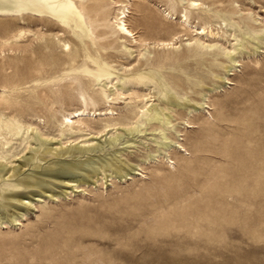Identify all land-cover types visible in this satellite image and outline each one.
I'll return each mask as SVG.
<instances>
[{"label":"rangeland","instance_id":"374dc122","mask_svg":"<svg viewBox=\"0 0 264 264\" xmlns=\"http://www.w3.org/2000/svg\"><path fill=\"white\" fill-rule=\"evenodd\" d=\"M75 1L0 11V264H264V0Z\"/></svg>","mask_w":264,"mask_h":264},{"label":"bare ground","instance_id":"6f19581e","mask_svg":"<svg viewBox=\"0 0 264 264\" xmlns=\"http://www.w3.org/2000/svg\"><path fill=\"white\" fill-rule=\"evenodd\" d=\"M190 5L191 6H195V7H199L202 4L198 3L197 1L191 0L190 1ZM190 6V7H191ZM26 10V9H30L32 11H35L36 13L40 14V13H47L51 16H53L54 18H56L57 20H59L60 22H62L63 24H69L70 21H74L77 27L82 28L85 25V19L84 16L82 14V11L79 7V5H77L75 0H0V11H10L13 10L15 12H21V10ZM125 11L122 10L117 14V29L119 31V33H122L126 36H134L135 33L129 28V26L127 25L128 23H126L125 17L126 15L124 14ZM186 16V15H185ZM186 21H188V16H186ZM159 44L161 45H165V46H173V42L169 41H161L159 42ZM237 45V44H236ZM235 61V60H234ZM84 74H87L90 72V70L86 67V69L82 70ZM98 78V77H97ZM140 78H143V76H140ZM99 83L102 84V79L100 80V78H98ZM111 82V81H110ZM124 82L123 81H117L116 84H112L111 86L108 85V82H104L102 85L106 86L110 91L116 90L117 87H121L122 84ZM121 89V88H120ZM81 99L83 102L88 103V101H91V96H81ZM97 99L102 100V98L100 96L97 97ZM174 101V99H173ZM175 103V101H174ZM150 110V109H149ZM165 110V109H164ZM145 111V110H144ZM157 111V110H156ZM165 112V111H164ZM85 113V112H84ZM106 114L110 113V112H105ZM159 114L155 112V114H152V116H147V120H149L150 122H152V120H159V121H164L166 122V124L170 123V120L167 119V117H163L162 119L159 118ZM83 115L82 111L77 110V115L75 114L74 116H80ZM101 115V113H100ZM144 115H146V113H144ZM65 119L67 120V126L70 127L71 130L74 129V122L71 120V117L66 116ZM18 121V120H16ZM14 121L11 119H2L0 117V130H9L10 132H14L15 131V125L13 123ZM146 122V121H145ZM73 124V125H71ZM117 125V124H115ZM145 125L143 122H136V125L133 127H128L126 128L129 133H132L133 131H142V129H140V126ZM107 126H111V124H107ZM106 126V127H107ZM20 130V129H19ZM37 131V130H36ZM158 131V130H157ZM40 133V132H39ZM1 134V132H0ZM100 134V133H99ZM119 138L118 137H113L110 141V143H113L115 141H117ZM4 143H9V140L6 139V141ZM3 143V144H4ZM89 145V144H88ZM94 145V144H93ZM98 145V144H97ZM96 145V146H97ZM101 145V144H100ZM83 146V145H82ZM99 146V145H98ZM70 147V146H69ZM73 147V146H72ZM91 147V145H90ZM93 147V146H92ZM88 148V147H87ZM52 149V148H51ZM65 149V148H64ZM68 149V148H67ZM70 149V148H69ZM73 150H71V152H81L83 149L80 147H74L72 148ZM44 151V150H43ZM89 151V150H88ZM84 154V153H83ZM57 156V155H56ZM75 159V158H74ZM63 160V159H62ZM94 161V160H93ZM53 162V161H52ZM62 162V161H61ZM96 162V161H95ZM106 162V161H105ZM59 163V161H58ZM113 163V162H112ZM117 163V162H116ZM115 163V164H116ZM96 164V163H95ZM3 165V164H2ZM56 165V164H55ZM90 165V160H81V161H63L61 163L62 170L63 171H67L70 174V171L75 172L76 170L79 169H83L85 166H89ZM106 165V164H105ZM108 165V164H107ZM114 165V164H113ZM40 166V165H38ZM57 166V165H56ZM55 166V167H56ZM59 166V165H58ZM2 167V166H1ZM50 167V166H49ZM48 167V168H49ZM99 170V169H98ZM91 171V170H90ZM37 172V171H36ZM41 173V172H40ZM50 174H52L50 172ZM46 175V174H45ZM28 176V175H27ZM33 177V175H32ZM78 177V175H77ZM39 178V177H38ZM79 178V177H78ZM68 179V178H67ZM77 179V178H76ZM83 179V178H82ZM64 181V180H63ZM79 181V180H78ZM43 182V180H42ZM72 182V181H71ZM23 183L25 184H35L37 183V180H33L32 182L29 180H23ZM16 196V195H15ZM17 220V219H16ZM16 222V221H15Z\"/></svg>","mask_w":264,"mask_h":264}]
</instances>
